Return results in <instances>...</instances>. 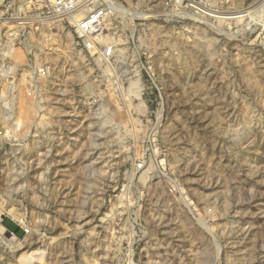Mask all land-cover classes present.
<instances>
[{"label": "rangeland", "instance_id": "374dc122", "mask_svg": "<svg viewBox=\"0 0 264 264\" xmlns=\"http://www.w3.org/2000/svg\"><path fill=\"white\" fill-rule=\"evenodd\" d=\"M114 2L110 68L49 55L79 88L57 177L0 150V264H264V0Z\"/></svg>", "mask_w": 264, "mask_h": 264}, {"label": "built area", "instance_id": "2783aa9c", "mask_svg": "<svg viewBox=\"0 0 264 264\" xmlns=\"http://www.w3.org/2000/svg\"><path fill=\"white\" fill-rule=\"evenodd\" d=\"M112 1L54 0L31 17L17 16L9 3L0 4V150H28L27 163L40 160L43 181L57 177L69 133L74 146L78 131L76 80L70 79V88L62 85L49 55L61 54L56 39L64 37L71 61L83 53L90 67L98 66L91 61L98 59L110 68L116 47L105 37L110 35L108 20L116 7ZM17 223L25 235L33 234L24 219Z\"/></svg>", "mask_w": 264, "mask_h": 264}, {"label": "bare ground", "instance_id": "6f19581e", "mask_svg": "<svg viewBox=\"0 0 264 264\" xmlns=\"http://www.w3.org/2000/svg\"><path fill=\"white\" fill-rule=\"evenodd\" d=\"M53 1V0H52ZM112 1V0H111ZM256 12V11H255ZM257 13V12H256ZM233 17H239V16H233ZM110 40L111 38H109V35L107 34V36L105 37V40L107 41V40ZM139 93V92H138ZM139 95V94H138Z\"/></svg>", "mask_w": 264, "mask_h": 264}]
</instances>
